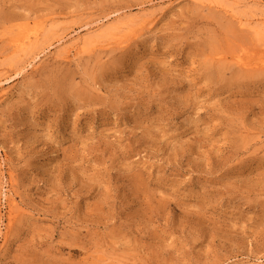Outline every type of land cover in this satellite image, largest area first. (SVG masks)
Returning <instances> with one entry per match:
<instances>
[{"label":"rangeland","instance_id":"374dc122","mask_svg":"<svg viewBox=\"0 0 264 264\" xmlns=\"http://www.w3.org/2000/svg\"><path fill=\"white\" fill-rule=\"evenodd\" d=\"M263 6L0 0V264H264Z\"/></svg>","mask_w":264,"mask_h":264},{"label":"bare ground","instance_id":"6f19581e","mask_svg":"<svg viewBox=\"0 0 264 264\" xmlns=\"http://www.w3.org/2000/svg\"><path fill=\"white\" fill-rule=\"evenodd\" d=\"M255 1V0H254ZM261 3V2H260ZM261 7V6H260ZM264 7V6H263ZM148 24H150V22L148 23ZM243 24V23H242ZM151 26H153V24L151 25ZM148 28V27H147ZM141 31V30H140ZM64 40V39H63ZM65 41V40H64ZM76 41V40H75ZM78 41V40H77ZM84 41V40H83ZM72 42V41H71ZM85 42V41H84ZM61 43V42H60ZM92 42H90V44H91ZM94 43V42H93ZM73 44V43H72ZM78 44V43H77ZM86 44V43H85ZM79 45V44H78ZM82 45V44H81ZM124 45V44H123ZM24 47V46H23ZM76 47V46H75ZM80 47V46H79ZM71 49V48H70ZM73 49H74V47H73ZM76 49V48H75ZM79 49V48H78ZM80 51H81V49H79ZM77 51V50H76ZM78 52V51H77ZM68 53V52H67ZM83 53V52H82ZM69 54L70 53H68L67 55L69 56ZM7 96V93H5V94H3V96H1L2 98L3 97H6ZM11 194H10V192H7V195L6 196H8L9 198H10V202H11V204L14 202V199L12 198V196H10ZM8 198V199H9ZM16 203V202H15ZM16 206V205H15ZM13 211V210H12ZM14 215H15V213H14ZM12 218V217H11ZM12 221V220H11ZM15 221V220H14ZM12 223V222H11ZM12 225V224H11ZM10 225V226H11ZM8 227V226H7ZM9 228V227H8Z\"/></svg>","mask_w":264,"mask_h":264}]
</instances>
